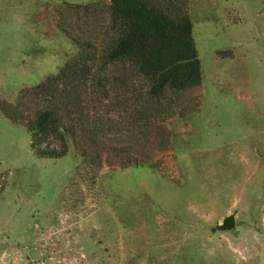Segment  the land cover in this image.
Listing matches in <instances>:
<instances>
[{"label": "rangeland", "instance_id": "1", "mask_svg": "<svg viewBox=\"0 0 264 264\" xmlns=\"http://www.w3.org/2000/svg\"><path fill=\"white\" fill-rule=\"evenodd\" d=\"M105 2L0 0V96L14 102L77 51L58 23L98 30L101 12L66 4ZM188 11L201 83L162 122L168 146L154 129L145 142L153 167L93 169L71 145L39 157L0 112V264H264V0Z\"/></svg>", "mask_w": 264, "mask_h": 264}, {"label": "trees", "instance_id": "2", "mask_svg": "<svg viewBox=\"0 0 264 264\" xmlns=\"http://www.w3.org/2000/svg\"><path fill=\"white\" fill-rule=\"evenodd\" d=\"M66 7L85 15L99 11L102 23L84 39L58 23L77 51L55 73L21 88L14 102L0 96V112L25 126L39 157H60L71 145L93 169L115 159L122 167H153L145 142L154 129L160 148L168 146L162 122L178 111L183 93L201 83L188 0Z\"/></svg>", "mask_w": 264, "mask_h": 264}, {"label": "water", "instance_id": "3", "mask_svg": "<svg viewBox=\"0 0 264 264\" xmlns=\"http://www.w3.org/2000/svg\"><path fill=\"white\" fill-rule=\"evenodd\" d=\"M234 227H235L234 214H229V215L224 216L221 224L217 226L219 230H230ZM28 255L36 259H39L41 257V254L35 248H30L28 250Z\"/></svg>", "mask_w": 264, "mask_h": 264}]
</instances>
